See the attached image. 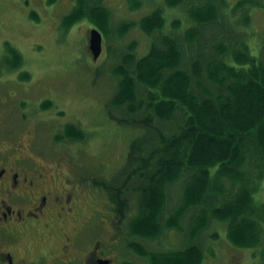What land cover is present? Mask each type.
<instances>
[{
	"label": "rangeland",
	"instance_id": "obj_1",
	"mask_svg": "<svg viewBox=\"0 0 264 264\" xmlns=\"http://www.w3.org/2000/svg\"><path fill=\"white\" fill-rule=\"evenodd\" d=\"M79 1L0 0V58L6 53L14 59V53L18 51L17 56L21 55L23 59L19 69L28 71L26 81L31 73L35 74L31 77L36 80L35 85L30 90H22L21 94L24 91L35 94L37 102L41 100L42 103V109H33L42 111L38 113L42 134L37 140V148L46 154H58V163L66 164L68 173L74 167L77 176L89 179V187L82 197L85 212H105L107 229L112 228L110 222L114 217L111 213L116 212V218L128 235L120 249L125 257L123 261L133 259L135 264H150L147 254L134 250L133 244L138 242L157 252L199 245L203 255L199 264H264V161L252 145L246 149L244 179L234 181L228 175H222L217 180L216 177L206 194L208 197L209 193L214 195L221 189L223 195L217 196L224 202L234 199L242 185L251 188L253 211L248 217L257 221L258 231L249 245L230 237L226 221L212 219L201 227V233L195 231L194 217L200 218V211L205 206L190 205L187 212L178 210L186 182V178L181 177L183 174L169 186L164 214L166 229L161 235L149 239L130 232V220L141 212L140 187L146 186L154 174V165L144 171V176L134 174V168L142 165L141 153L134 154V140L142 138L139 140L142 145L138 147L141 151L160 146L161 133L173 135L179 131L177 119L180 116L172 121L158 119L150 107L147 87L139 81L132 108L141 106V110L133 113L128 102L114 104L125 83L120 66L135 65L131 54L136 55L135 59H142L154 43L164 47V35L171 34L182 38L184 61L188 60L187 42L183 37L194 24L191 14L210 2L224 18L213 29L228 30L232 36L239 33L231 50H238L248 58L257 57L264 64V0H185L178 3L180 5L170 4V0H135L136 3L132 0H85L82 3L85 15L71 23L68 16L73 15L81 4ZM157 11H161L165 19L164 27L147 33L142 22ZM93 28L99 29L104 39L103 53L98 61L89 50ZM220 40L229 44L225 35L219 34L209 46ZM125 59L130 63H124ZM223 59L232 61L231 55ZM11 88L8 84L1 85L0 98ZM155 93L157 95V91ZM2 110L0 104V113ZM73 127L79 132L76 135L70 134ZM154 148V154L144 151V163L156 156V150L161 153V149ZM156 159L151 163L155 164ZM109 203L114 205L115 211ZM178 211L181 212L179 227L172 223L178 218L175 214ZM196 220L197 225L201 219ZM95 229L91 230L92 236L96 234ZM130 246L133 250L127 248ZM140 251L144 252L143 249Z\"/></svg>",
	"mask_w": 264,
	"mask_h": 264
},
{
	"label": "trees",
	"instance_id": "obj_2",
	"mask_svg": "<svg viewBox=\"0 0 264 264\" xmlns=\"http://www.w3.org/2000/svg\"><path fill=\"white\" fill-rule=\"evenodd\" d=\"M184 1L170 0V4L180 5L178 3ZM84 2L85 0H80L81 4L73 15L68 16L71 23L85 15L86 10L82 5ZM195 10L191 14L194 24L183 37L187 42L185 51L189 54L186 62L182 38L166 34L163 39L164 47L154 43L142 59H135L136 55L131 54L135 65L132 64L129 68L125 64L120 66L125 83L114 104L124 105L128 102L133 113L141 110V106L132 108L133 102L134 105L136 102L135 90L139 81L147 87L150 107L158 119L172 121L180 116L177 119L178 132L173 135L161 133L162 145L153 146L152 149L141 148V151L138 147L142 145L139 141L142 138L134 140V154L141 153L142 164L134 168V174L144 176V171L152 165L154 174L146 186L140 187L141 212L130 220V232L137 237L149 239L161 235L166 229L164 214L169 186L183 174L181 177L184 176L186 182L182 205L178 210L187 212L190 205L205 206L200 211L201 217H194L195 231L200 232L201 227L212 219L226 221L230 237L238 243L249 245L254 241L256 230L258 231L257 221L248 217L249 212L253 211L251 188L242 185L234 199L224 202L218 199L223 193L221 189L216 190L214 195L209 193L210 196L206 197V194L216 177L217 180L222 175H228L234 181L244 179L246 149L250 145L264 161V64L257 57L248 58L238 50H231L239 33L237 36L232 33V36L228 34V30L213 29L224 18H221L211 2L204 8ZM164 24L161 11H157L143 20L142 28L147 33H152L157 28H163ZM70 26L71 24L68 27ZM219 34H224L229 44L220 40L209 46ZM17 52L14 53L16 62L12 63L18 65L22 62V57H18ZM230 55L231 62L223 59L224 56L230 58ZM124 63H130L129 59H125ZM73 128L70 134L76 135L78 130ZM154 147L161 149L163 156L159 157L161 153L158 154L156 150V156L153 155L144 163V151L154 154ZM154 158H157L155 164L151 163ZM181 212H176V217ZM179 218L174 219L173 226L179 227ZM196 219H201L197 225ZM133 246L137 252L147 254L150 264H199L203 259L199 245L158 252L148 250L138 242Z\"/></svg>",
	"mask_w": 264,
	"mask_h": 264
},
{
	"label": "flooded vegetation",
	"instance_id": "obj_3",
	"mask_svg": "<svg viewBox=\"0 0 264 264\" xmlns=\"http://www.w3.org/2000/svg\"><path fill=\"white\" fill-rule=\"evenodd\" d=\"M12 61L6 53L0 58V86H13L0 98V264H135L123 261L128 235L116 212L110 229L105 212H85L89 179L74 167L68 173L58 154L37 148L42 111L33 109L42 103L35 94H21L35 85V74L26 81L28 71L19 69L23 59Z\"/></svg>",
	"mask_w": 264,
	"mask_h": 264
},
{
	"label": "water",
	"instance_id": "obj_4",
	"mask_svg": "<svg viewBox=\"0 0 264 264\" xmlns=\"http://www.w3.org/2000/svg\"><path fill=\"white\" fill-rule=\"evenodd\" d=\"M89 49L93 55V59L97 61L103 52V35L97 28H93L90 31Z\"/></svg>",
	"mask_w": 264,
	"mask_h": 264
}]
</instances>
